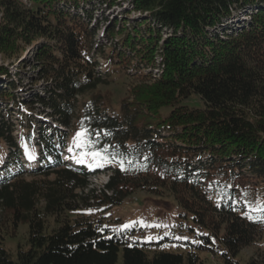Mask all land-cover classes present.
I'll use <instances>...</instances> for the list:
<instances>
[{"label": "trees", "instance_id": "obj_1", "mask_svg": "<svg viewBox=\"0 0 264 264\" xmlns=\"http://www.w3.org/2000/svg\"><path fill=\"white\" fill-rule=\"evenodd\" d=\"M117 1L0 0V56L40 42L29 80L43 84L20 103L13 78L27 65L14 75L0 66V264H241V251L264 242V211H251L264 208V0H119L130 9L104 19L97 45L95 11ZM192 95L204 108L182 105ZM20 104L56 124L38 128L31 169L21 144L32 146L39 122L16 136L7 111ZM82 128L109 158L94 168L110 170L105 186L63 158ZM138 191L172 194L196 239L174 252L138 227H110L103 212ZM20 224L29 238L14 257L5 240ZM245 264H264V251Z\"/></svg>", "mask_w": 264, "mask_h": 264}, {"label": "rangeland", "instance_id": "obj_2", "mask_svg": "<svg viewBox=\"0 0 264 264\" xmlns=\"http://www.w3.org/2000/svg\"><path fill=\"white\" fill-rule=\"evenodd\" d=\"M118 4L114 6L112 9L107 10L105 5L98 6V10L95 11V16H97L96 22V36L95 43L101 44V42L107 43L106 39H104V34L106 31V24L103 23L105 18L109 20L114 19V17L121 18L125 12H127L130 7L126 1H117ZM2 11L0 10V22L2 20ZM129 19L131 21L136 22L140 18H142L141 13H130ZM40 42H33L30 45H25L22 48L24 51L15 58H4L0 56V66H4L8 68V71L14 75L16 70L19 68V63H25L27 65L25 67L23 73V79L21 78H13L18 82V90H16L15 94L20 99V103L22 99L28 100L31 95L38 92L43 88V84H34L29 80L31 76V65H28V62L34 58V54L36 49L38 48ZM32 62V61H31ZM30 62V64H31ZM100 69H104L106 67V63L103 60H100ZM6 76H0V85L2 82H6ZM114 94L116 96L115 100H120L124 94L125 90L122 88H114ZM182 105L188 106L190 108H204V101L198 95H192L188 99L182 102ZM1 106V102H0ZM12 111H7V114H12V122L14 123L15 135L19 136L22 133V126H27V123L34 118L38 124L34 125L32 128V146H28L27 143L23 142L21 145L23 147V156L26 161V168H31L34 166V163L39 160V152L38 148L35 149L33 145L38 141V128L40 125L48 127L49 125L55 126V122L51 120L49 116L43 113L42 108H27L24 104H20L18 107H11ZM9 110V109H8ZM171 110L170 107H165L162 109L163 115H167ZM7 117L9 115H6ZM25 134V133H24ZM68 147L65 150V154H74L76 140L75 137L68 140ZM71 149V151H70ZM71 152V153H70ZM73 159V158H69ZM77 161V157L73 159V161ZM87 164H93L91 168H97L90 159L86 160ZM78 163V162H75ZM87 165V167H89ZM102 171V170H101ZM106 171V170H104ZM96 173V172H94ZM109 173V172H108ZM94 175V176H93ZM110 174L103 173V175L92 174L89 177L90 184L94 188L102 187L106 184L108 176ZM106 216L107 224L115 230L120 229H128L133 227H138V234L140 235L141 240L148 242H160L162 248L167 251L174 252H182L183 246L178 242L180 240H191L194 241L195 233L191 230L192 228L198 229L193 222L191 216L184 217L185 211L178 202L175 200L174 196L170 194L168 191H165L163 194H152L148 191H138L135 194L131 195L127 199L123 201L120 205L114 206L111 209L103 212ZM52 220V226L50 229L54 228V219ZM138 221H143L144 223H136ZM130 224L131 226L128 228H124L123 225ZM165 225L166 227H145L144 225ZM29 238V226L28 224H20L18 233L16 236L12 237L10 235L6 236L5 240V248L9 250L14 257L17 255L18 247L20 245L26 248ZM264 251V242H258L257 244L244 249L237 256L236 260L241 264H245L246 260L251 258L252 256H256L258 252ZM207 264H221L217 259L213 260L212 257L209 259V263Z\"/></svg>", "mask_w": 264, "mask_h": 264}, {"label": "snow or ice", "instance_id": "obj_3", "mask_svg": "<svg viewBox=\"0 0 264 264\" xmlns=\"http://www.w3.org/2000/svg\"><path fill=\"white\" fill-rule=\"evenodd\" d=\"M75 140H76V146L81 149V158L78 159L77 161L78 163H85L86 160L90 159L95 163L96 167H101L103 166V163L109 159L105 152L95 150V143L90 140L89 132L86 128H82L81 131L77 133ZM120 163L121 166H123L124 161L121 160ZM88 166L91 168L93 167V164L90 163ZM251 211H264V208H255V209H251ZM246 215L248 219H254L251 215H248L247 213ZM256 222L264 223V217L259 218ZM136 223L143 224L144 222L138 221ZM130 226H131L130 224L123 225L124 228H128ZM144 226L166 227L165 225H158V224L156 225L145 224Z\"/></svg>", "mask_w": 264, "mask_h": 264}, {"label": "bare ground", "instance_id": "obj_4", "mask_svg": "<svg viewBox=\"0 0 264 264\" xmlns=\"http://www.w3.org/2000/svg\"><path fill=\"white\" fill-rule=\"evenodd\" d=\"M78 158H81V155H77Z\"/></svg>", "mask_w": 264, "mask_h": 264}]
</instances>
